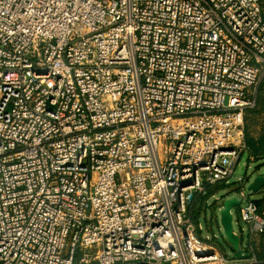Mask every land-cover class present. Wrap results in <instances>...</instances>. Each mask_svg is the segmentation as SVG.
I'll list each match as a JSON object with an SVG mask.
<instances>
[{
  "label": "built area",
  "instance_id": "1",
  "mask_svg": "<svg viewBox=\"0 0 264 264\" xmlns=\"http://www.w3.org/2000/svg\"><path fill=\"white\" fill-rule=\"evenodd\" d=\"M263 76L264 0H0V264H261L264 194L241 258L187 206Z\"/></svg>",
  "mask_w": 264,
  "mask_h": 264
},
{
  "label": "rangeland",
  "instance_id": "2",
  "mask_svg": "<svg viewBox=\"0 0 264 264\" xmlns=\"http://www.w3.org/2000/svg\"><path fill=\"white\" fill-rule=\"evenodd\" d=\"M260 84L258 86V89L256 90V96ZM254 107V111L247 112L246 114L245 130L246 132L248 131V134L251 137H259L261 135H264V100L260 104H258L256 101ZM235 174L238 176H243L244 180L239 181L237 179L232 178L227 184H218L220 188L215 190V194L221 196L222 202L227 198L231 199L235 196L239 199L240 203L232 209L233 228L234 231L239 232L240 228L238 225L239 218L237 209L240 205L246 203V200L240 196V189L244 187L245 192L248 195L251 194V199L259 198L264 194V187L258 192L253 193L248 189L249 183H247V178L249 176H251V182V180L256 174H264V161H254L252 159H249V155L247 151H245L236 166ZM214 209H216L214 197H206L205 200H201L198 197H195V199L187 206L188 214L192 217L195 224L197 225V223L200 222L203 225V230H198L197 232L199 236L204 237L208 233H217L218 239L214 241L215 244H217L222 251L231 256L234 254V252L231 250L230 245L228 244L223 232V228L220 221L221 210H217L216 214H214ZM241 240L242 244L246 243V233L241 234Z\"/></svg>",
  "mask_w": 264,
  "mask_h": 264
},
{
  "label": "water",
  "instance_id": "3",
  "mask_svg": "<svg viewBox=\"0 0 264 264\" xmlns=\"http://www.w3.org/2000/svg\"><path fill=\"white\" fill-rule=\"evenodd\" d=\"M251 176L247 178V183H249L248 189L256 193L259 190H261L264 187V174H256L253 179L251 180ZM262 201L261 198H255L252 199V202L255 204H260ZM239 199L235 196L233 198H227L223 201V208L220 212V221L221 225L223 228L224 235L226 237V240L229 245H231L233 251H234V256L235 257H245L246 255L244 254L242 248H241V238L238 234L234 232L233 228V215H232V209L236 205H238Z\"/></svg>",
  "mask_w": 264,
  "mask_h": 264
},
{
  "label": "trees",
  "instance_id": "4",
  "mask_svg": "<svg viewBox=\"0 0 264 264\" xmlns=\"http://www.w3.org/2000/svg\"><path fill=\"white\" fill-rule=\"evenodd\" d=\"M260 83H259L260 87H259L257 96L255 95L256 101L258 104L262 103V101L264 100V76L262 77ZM257 89H258V87H257ZM254 108L249 109L247 112L254 111ZM245 142H246V150L245 151H247V153L249 155V159L253 158L254 161H256V160L264 161V135H261L259 137H251L248 134V131L246 132V130H245ZM218 184H221V183H218ZM218 184H216L215 186H212V187H208L207 193L205 195L199 196L198 198L201 200H205L206 197H208L212 193H215V190L220 188ZM257 242L258 243H255V249H256L255 255L260 261H262V263H264V233L259 237ZM241 245H242V247H244V246H246V243L245 244L241 243ZM230 248L233 251L231 245H230ZM222 252H224V251H222ZM231 256H234V254Z\"/></svg>",
  "mask_w": 264,
  "mask_h": 264
},
{
  "label": "crops",
  "instance_id": "5",
  "mask_svg": "<svg viewBox=\"0 0 264 264\" xmlns=\"http://www.w3.org/2000/svg\"><path fill=\"white\" fill-rule=\"evenodd\" d=\"M260 198V197H259Z\"/></svg>",
  "mask_w": 264,
  "mask_h": 264
}]
</instances>
